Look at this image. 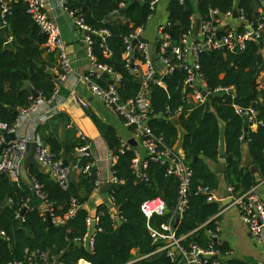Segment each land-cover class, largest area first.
I'll use <instances>...</instances> for the list:
<instances>
[{"label":"trees","instance_id":"obj_1","mask_svg":"<svg viewBox=\"0 0 264 264\" xmlns=\"http://www.w3.org/2000/svg\"><path fill=\"white\" fill-rule=\"evenodd\" d=\"M153 1L127 0L124 8H120L123 0H67L68 8L76 11L91 30L109 33L104 40L93 37L92 52L96 64L110 69L118 79L103 81L98 78L96 82L102 88H106V82L107 85L115 84L122 103L135 100L141 90L139 77L126 67L123 59L125 40L137 29L147 27L154 14L150 9ZM8 2L9 10L4 15L5 39L0 36V125L11 128L19 118L20 109L38 99H50L55 83L51 73L55 68V56L45 52L47 37L27 15L25 0ZM263 7L264 0H170L168 3L169 26L163 29V33L168 36L170 45L163 57L170 59L174 67L166 74L156 73L148 85V127L168 151L178 153L184 159L192 172L184 196L186 203L179 215L176 211L180 202V182L169 173L170 166L149 160L146 168L138 174L132 167L136 159L135 149L124 146L111 125L88 113L116 159L112 172L120 183L108 190L116 215H112L105 204L97 207L92 251L88 252L84 246L89 231L85 206L96 189L95 169L90 174L77 173L74 180L69 176L68 186L63 189L41 169L30 167L27 174L41 186L43 200L32 194L21 178L16 184L7 175L0 174V206L7 202L0 211V232L5 234L0 237V264H27L26 252L36 250L58 255L62 264H77L79 261L131 264L134 258L140 259L136 264H180L179 257L172 263L166 252L152 254L166 242L155 243L150 235V230L161 232L163 225L170 224L173 228L176 220L174 237L180 240L181 247L187 249L195 244L202 250L212 249L219 255L206 264H212L214 260L219 262L228 247L221 242H212L207 236V231L215 229V216L222 210L221 201L216 198L220 189L219 175L208 166L219 163V125L213 112L225 125L224 176L232 197L237 200L254 188L257 178L264 179V89H258V77L264 72V15L255 10ZM211 11H217L221 18L234 11L239 17L242 15L244 21L235 30L238 36L246 33L248 28L258 33L261 26V32L257 38L247 40L243 49L204 50L199 55L198 74L212 99L203 105L188 104L186 99L192 89L186 87L187 74L174 61L171 50L175 46L181 47L183 37L194 31L195 18L200 23L209 22ZM1 16L0 11V25ZM218 25L219 20L213 22V26ZM231 30L224 26L219 29V35L225 37ZM6 42L11 43L12 49H4ZM145 44L140 38L132 46L133 61H143L140 45ZM156 54H160L158 44ZM261 80L264 86V76ZM30 86L38 93V99H32L28 91ZM230 90L232 95L224 94ZM237 108L255 111L254 121L248 122L247 134L244 132L245 118L236 113ZM172 119L176 120V125ZM253 125L254 130L251 129ZM130 130L134 131V128ZM39 136L54 159L65 167L82 170L94 162L91 156L80 160L74 156L75 149L85 144L81 140L66 145L52 135L44 133ZM243 145L256 168L254 173L241 165ZM155 198L164 203L166 212L147 221L140 206ZM72 200L77 203V211L63 226L52 225L48 217L42 215L41 209L47 206L54 215L64 216ZM117 216L121 225L115 221ZM75 241L80 242L76 244ZM219 264L243 263L220 261Z\"/></svg>","mask_w":264,"mask_h":264},{"label":"built area","instance_id":"obj_2","mask_svg":"<svg viewBox=\"0 0 264 264\" xmlns=\"http://www.w3.org/2000/svg\"><path fill=\"white\" fill-rule=\"evenodd\" d=\"M119 5L120 8H124L125 2ZM160 0H155L150 4V9L155 12L156 6ZM26 2V13L32 19L38 30L47 37L46 44L44 45L45 52L47 54H57L58 65L60 71H54V90L49 100H41L47 103H51L57 99L60 95V84L66 81L69 74L72 72L70 60L68 58V52L61 38L60 29L54 20L52 14L55 10L53 0H25ZM8 1L0 0V11H1V28H5L6 22L4 21V15L8 13ZM56 4L62 9V11L69 17L72 26L82 32L83 43L85 45L87 57L90 61L91 71L80 77V80L88 87L91 95L96 98L104 106L108 112L112 115L118 117L122 122V125L130 130L134 128V135L136 134L140 141L143 149L145 150V157L142 161L136 158L133 162V169L138 173V166L141 165V171L146 168L149 160L160 162L162 164H168L170 166V174L177 177L180 182V202L176 211V214H180L185 206L184 196L188 189L189 179L191 177V170L186 164L184 159L178 154H174L168 151L162 141L156 139L148 124L144 127L143 125L148 122L149 114V103L147 100L148 95V85L153 81L154 76L158 73L150 60L149 55V45H140V50L143 54V61H133L132 59V42L140 41L141 33L143 29H137L136 32L125 40L126 48L123 53V59L126 63V67L132 69V73L137 75L140 79L141 90L138 97L135 100H130L125 103L120 101L119 95L115 89V84L107 85L106 88H102L96 79L101 78L102 74H107L109 81H116L118 79L117 75H114L110 69L107 67L98 66L95 62V58L92 52L93 37H98L104 40L105 37L109 36L106 30L94 31L88 27L84 19L77 14L76 11H72L67 6V0H56ZM117 14V13H115ZM260 15H264V11L261 9L259 11ZM210 21L200 23L199 26V37L196 40L192 38V32H188L182 40L181 47H172L171 53L174 61L181 67L187 74V80L185 85L187 88H191V93L188 95L186 102L188 104L203 105L207 98H204L195 89L193 83L197 81L203 90L206 91V85L202 80V77L198 74L199 71V55L204 50H222V48L229 51H233L235 47L243 49L244 43L249 39L257 38L258 34L261 32V26L258 28V33H254L250 28L247 29L246 33L242 36H238L233 30L228 32L225 37H219V29H222L220 25L213 26V22L220 21L221 16L217 11H211ZM232 15L230 13L226 14L224 18L231 19ZM240 23H243L244 19L241 15L238 16ZM169 26V21L164 22L158 27V44L160 47V54H156L157 59L163 67V71L158 74H166L173 70V65L171 60L163 57V53L169 47L170 42L168 36L163 33V29ZM155 45V47H156ZM93 76H95L93 78ZM105 79V80H106ZM107 81V80H106ZM107 83V82H106ZM160 85V83L158 84ZM221 90H217L219 92ZM228 92V91H226ZM77 105L82 109L88 108V103L81 99H76ZM38 104L37 101H33L27 108L19 110V120L22 118H28L38 114ZM236 113L248 122L254 121L255 111L252 108L241 110L236 109ZM52 112L44 113L43 117H49ZM19 120H17L11 128H7L5 125H0V145L4 142L5 136L7 134L16 135V131L19 127ZM80 139L85 143L84 146L76 148L74 151V156L79 160L90 155V147L87 139L79 134ZM29 142H34L36 144V154L35 159L40 165V168L47 175H51L55 178V182L63 189H66L69 183V175L72 171L76 173L82 172L83 174H90L92 169L96 170V189L94 192H98L101 182L99 180V175L96 169L95 160L92 163H88L84 169L79 170L76 167L69 168L65 167L63 163L59 160H55L54 156L49 151L48 147L44 145L42 139L39 135H34L33 137L19 136L7 146L6 149L0 154V174L7 175L10 180L16 184H19L20 177V164L25 156L26 147ZM122 142V141H121ZM124 146L131 148L128 144L122 142ZM116 159L112 156L111 162V178L108 183L114 185L120 183L118 179L113 176L112 166L114 165ZM29 177V176H28ZM32 183V188L35 194L43 200L44 197L41 194V186L34 179L30 178ZM106 184V183H105ZM110 205L112 206V200L109 198ZM234 204L240 212V217L242 223L246 226L252 239L258 243L264 244V205L259 200L256 195L255 189L252 188L246 194H244L239 199L235 200ZM77 203L72 200L69 211L64 216H56L52 213L51 209L44 206L41 209L42 215L48 217L50 223L54 226H63L69 219L74 217L77 211ZM140 211L144 215L147 221L152 217H161L165 214L164 203L158 199H152L142 203L140 206ZM220 212L215 216L218 218ZM96 220L95 218L87 219V225L90 226V222ZM97 222V220H96ZM172 226L170 224L161 226V232L156 230H150V235L155 243L160 241H165L166 244L157 249L152 253L166 252L172 263L177 262V257H179L180 264H206L213 257H217L219 254L217 251L212 249L202 250L198 245L192 244L187 249L180 246V240L174 237V233H171ZM89 230V229H88ZM219 225L218 222L215 223V229L207 231L208 238L216 243L219 242ZM0 237H5L3 232H0ZM85 241V240H84ZM79 244L80 241H75ZM90 250L92 251V238L90 243ZM179 253V256L176 254ZM27 264H62L60 257L54 255L49 251H34L26 252ZM140 259L136 260L138 262ZM217 260H214L212 264H219ZM22 264V263H17ZM77 264H88L83 261H79Z\"/></svg>","mask_w":264,"mask_h":264},{"label":"crops","instance_id":"obj_3","mask_svg":"<svg viewBox=\"0 0 264 264\" xmlns=\"http://www.w3.org/2000/svg\"><path fill=\"white\" fill-rule=\"evenodd\" d=\"M169 1L170 0L159 1L150 19L149 26L144 28L141 33V39L149 46L156 45L158 42V27L168 21L167 6ZM53 2L55 3V10L52 16L60 29L61 38L68 52L72 72L69 74L66 81L60 84V95L55 101L47 103L38 99V96L36 99H38L37 104L39 113L28 118L17 119L20 125L16 131V137L25 135L33 137L34 135L45 133L46 135L56 137L60 142L66 145H70L81 140L79 134H82L89 143L90 155H92V159L95 160L99 180L101 185H103L108 183V180L111 178L112 155L100 137L98 130L87 116L88 113L95 115L103 123L111 125L116 130L122 142L128 144V141H134L136 146L131 148L135 149L136 158H138L139 161L144 159L146 155L145 150L141 145L139 137L136 134L134 135V132L131 130L126 129L118 117L108 112L101 102L91 95L88 87L80 80L81 76L91 71L90 61L83 43V34L72 26L69 17L56 4V0H53ZM193 2H195V0H193ZM255 10L259 13L261 9L256 8ZM262 10L264 11V7ZM196 20L198 19L195 18V21ZM240 24L238 18L220 19V26L222 28L226 26L233 31H235ZM198 37L199 29L196 36L194 35V31L192 34L193 40L198 39ZM54 56L55 68L51 72L53 75L54 71H60L57 54H54ZM262 56L264 58V48L262 50ZM263 76L264 72L258 77V89H264L261 80ZM106 80L108 81L109 78ZM77 98L85 100L88 103V108L85 110L80 108L76 103ZM48 112H52L49 117L42 116L44 113ZM251 129L254 130L255 126H251ZM182 155L184 156V154ZM208 166L210 169H214V165L208 164ZM69 176L74 180L77 177V173L72 171ZM109 189L110 188L103 189L102 186H100L98 192H94L90 196L85 206L89 218L95 217L96 209L101 204L108 206L112 215H116V209L112 207L109 202ZM254 189L259 200L264 205V179L257 178ZM216 198L220 199L222 205L223 198L220 189L216 194ZM231 198V203L224 205V207L222 205V210L216 219L220 231L219 242L228 247V252L223 257H219V262L236 261L243 264H264V244L258 243L252 239L246 226L242 223L238 208L234 204L236 199H234L232 195Z\"/></svg>","mask_w":264,"mask_h":264},{"label":"water","instance_id":"obj_4","mask_svg":"<svg viewBox=\"0 0 264 264\" xmlns=\"http://www.w3.org/2000/svg\"><path fill=\"white\" fill-rule=\"evenodd\" d=\"M232 18L233 19H237L238 18V13L237 11H234L232 13ZM199 26H200V21L199 20H196L194 22V35L196 36L197 33H198V29H199ZM5 33H6V30L5 28H1L0 29V36L5 39ZM220 37V35L218 34V38ZM137 43V41H133L132 43V46H135ZM4 49H12L11 47V43L10 42H6L5 45H4ZM225 49L222 48V51H224ZM149 55H150V60L152 62V65L154 67V69L158 72V73H161L163 71V67L161 65V63L159 62V60L157 59V56H156V47L155 46H149ZM23 78L26 79V75L23 74ZM107 78V74H102L101 75V79L104 81L105 79ZM106 86H107V83H105ZM195 89L200 93V95L204 98H207V100H211L212 99V96L209 95L205 90L202 89V87L200 86V84L197 82V81H194L193 83ZM28 91L31 95V97L33 99H36L38 98V93L30 86L28 87ZM224 94H229V95H232L233 94V91L230 90ZM262 104L264 105V101L262 102ZM216 120H217V123L219 125V146H218V160H219V163L217 165L214 166V169H213V173L214 174H217L219 175V180H220V192H221V195H222V198H223V202H222V205L224 207V205L228 204V203H231L232 202V198H231V190L230 188L228 187L227 183H226V180H225V176H224V171H225V165H224V161L226 160V154H225V140H224V135H225V125L224 123L218 118L217 114L215 112H213ZM172 123L174 125H176V120L175 119H172ZM148 124V122H146L143 126L145 127L146 125ZM248 120L245 119V128H244V132L245 134H247L248 132ZM16 139V135L14 134H7L5 136V140L4 142L0 145V154L2 153V151L4 149L7 148V146L10 144V142L14 141ZM246 140V136L244 137V140H243V143L245 142ZM128 145L130 147H135L136 146V143L132 140L128 141ZM35 154H36V144L34 142H29L27 144V147H26V152H25V156L20 164V177L21 179L23 180V182L28 186L30 187L31 189V193L32 194H35L34 192V189L32 188V183L28 177V174H27V171L30 167H33L35 169H41L40 168V165L37 163L36 159H35ZM242 167H246L250 170V172L254 173L256 171V168L254 167L253 163H252V160L250 158V155L248 153V150H247V147L245 145H243V160H242ZM138 172L140 173L141 172V165L138 166ZM49 178L55 182V178L53 176H49ZM112 184L110 183H106V184H103L102 185V188L103 189H108V188H112ZM7 205V202L4 201L2 203V205L0 206V211ZM115 221L117 223V225H121V220L120 218L117 216L115 217ZM176 224H177V220L176 222L174 223L173 225V228L171 229V233H174V229L176 227ZM49 225H51L49 223ZM96 229V220H92L90 222V226H89V231H88V235L87 237L85 238V241H84V246H85V249L88 251V252H91L90 250V243H91V237H92V234L94 233ZM178 256H179V253H176Z\"/></svg>","mask_w":264,"mask_h":264},{"label":"rangeland","instance_id":"obj_5","mask_svg":"<svg viewBox=\"0 0 264 264\" xmlns=\"http://www.w3.org/2000/svg\"><path fill=\"white\" fill-rule=\"evenodd\" d=\"M150 22V21H149ZM149 26V23L147 25V27ZM143 152V151H142ZM144 153V152H143ZM136 260H138L137 258H134V260H132L131 264H136L137 262H135Z\"/></svg>","mask_w":264,"mask_h":264}]
</instances>
